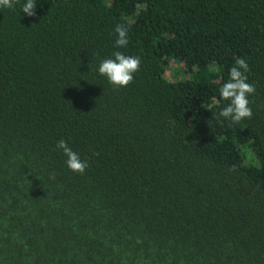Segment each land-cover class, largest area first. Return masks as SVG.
I'll return each instance as SVG.
<instances>
[{"label": "trees", "instance_id": "obj_1", "mask_svg": "<svg viewBox=\"0 0 264 264\" xmlns=\"http://www.w3.org/2000/svg\"><path fill=\"white\" fill-rule=\"evenodd\" d=\"M24 3L0 8V264H264V0ZM240 57L253 117L214 120Z\"/></svg>", "mask_w": 264, "mask_h": 264}, {"label": "clouds", "instance_id": "obj_2", "mask_svg": "<svg viewBox=\"0 0 264 264\" xmlns=\"http://www.w3.org/2000/svg\"><path fill=\"white\" fill-rule=\"evenodd\" d=\"M19 0H0V8H13ZM37 0H25L22 11L28 17H35ZM114 31L118 34L116 46L126 47L128 45V28L123 24H117ZM141 59L139 56L125 55L120 51L113 53L112 58L103 59L98 67L101 76L107 78L108 82L117 88L127 87L133 82L134 74L139 71ZM250 66L245 58H237L229 71V79L223 83L219 89L220 97L229 101L228 105L215 113V119L224 118L233 124H238L244 119H251L253 112L248 97L255 94V86L248 82L247 73ZM57 149H62L67 157L66 164L70 170L84 174L88 168L86 160H81L67 143L61 138L56 145Z\"/></svg>", "mask_w": 264, "mask_h": 264}, {"label": "rangeland", "instance_id": "obj_3", "mask_svg": "<svg viewBox=\"0 0 264 264\" xmlns=\"http://www.w3.org/2000/svg\"><path fill=\"white\" fill-rule=\"evenodd\" d=\"M179 70L182 71V64L175 62V61L170 62L169 68L167 71L168 79L172 80V81H177L179 78L178 77V71ZM242 151L246 155L248 161L252 162L253 161V155H252L253 153H251V151L247 147H244L242 149Z\"/></svg>", "mask_w": 264, "mask_h": 264}]
</instances>
